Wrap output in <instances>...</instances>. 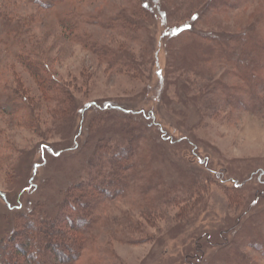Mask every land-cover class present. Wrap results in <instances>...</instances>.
I'll use <instances>...</instances> for the list:
<instances>
[{
    "label": "rangeland",
    "instance_id": "obj_1",
    "mask_svg": "<svg viewBox=\"0 0 264 264\" xmlns=\"http://www.w3.org/2000/svg\"><path fill=\"white\" fill-rule=\"evenodd\" d=\"M86 211L70 264H264V0H0V240Z\"/></svg>",
    "mask_w": 264,
    "mask_h": 264
},
{
    "label": "trees",
    "instance_id": "obj_2",
    "mask_svg": "<svg viewBox=\"0 0 264 264\" xmlns=\"http://www.w3.org/2000/svg\"><path fill=\"white\" fill-rule=\"evenodd\" d=\"M36 1L46 8H51L53 5H55L57 2L61 0H36ZM144 3L145 1L142 2L141 5L143 6L142 9L147 7L143 5ZM196 18H199L198 15ZM125 22L124 23L127 26V28H129L127 23L130 24L132 23L131 25H133L135 31L139 30V27H141L142 24L140 20L132 21V22L125 21ZM186 25L188 24H183L176 27L175 30L177 34L182 31L183 32L187 31ZM58 97L61 98V96ZM115 181L116 180L111 179L108 180L107 182L105 179H102L103 183H110L111 185L112 184L114 185ZM76 187H80V185ZM118 189H120V187H118ZM78 197L76 198V200L71 202V210L72 209L75 210L76 204L78 203L80 204V207L82 204L85 205V202H82L81 198ZM88 214L89 212L86 211L83 214L78 213V216L74 217L73 216L74 214L72 215L63 212L62 214H58L57 217L54 218L49 217L47 218V221L44 220L47 222L46 224L39 225L36 224V222H29V221L23 223L22 228H20V230L17 231L14 235L10 236L6 240H0V264H50L49 263L50 261H53L54 264L72 263L79 254L78 242L80 241V239L72 238L73 234H71V232L73 231V229L74 230L82 229L84 225L89 223ZM66 222L70 225L69 231L72 230L70 231L69 234L66 233L65 230L57 227L58 225L65 224ZM35 233L38 234L37 238L35 237ZM63 237L66 238L65 241L64 240L60 241ZM53 239H60V240L54 243ZM43 242L46 243L44 244L46 248L43 249V247L42 248L37 247L36 245L37 243H40L38 245L41 246ZM8 243L14 244L13 245L14 246L13 248L15 249L14 254L11 253L12 249L6 250V248L8 247L7 246ZM8 253L15 255L17 258H15V260L12 262L9 260L8 261L2 260L4 255Z\"/></svg>",
    "mask_w": 264,
    "mask_h": 264
}]
</instances>
